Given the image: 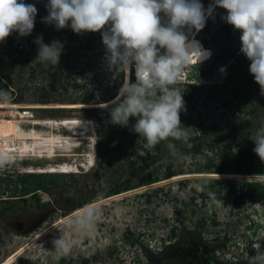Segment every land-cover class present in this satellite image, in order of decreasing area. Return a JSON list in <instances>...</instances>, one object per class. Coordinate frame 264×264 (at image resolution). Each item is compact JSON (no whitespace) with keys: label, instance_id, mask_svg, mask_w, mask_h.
<instances>
[{"label":"rangeland","instance_id":"1","mask_svg":"<svg viewBox=\"0 0 264 264\" xmlns=\"http://www.w3.org/2000/svg\"><path fill=\"white\" fill-rule=\"evenodd\" d=\"M210 1L200 0L204 7ZM24 2L35 5V21L40 13L47 11L48 0ZM226 15L223 9L215 8L200 38L197 33L189 37L203 48L202 38L207 39L211 57L199 65L192 57L190 64L194 65L184 68L175 86L183 93L186 111L180 113V120L189 134L207 130L213 124L227 130L206 137L207 143L199 154L179 149L189 157L187 164L177 163L168 152L154 166L163 176L164 167L173 162L182 175L102 200L95 195L97 191L114 188L121 179L129 177L130 168L118 146L121 142L128 143L122 139L123 127L111 124L110 110L99 107L115 99L101 103V99L109 100L112 94H118L125 78L124 73L108 69L101 34L78 35L70 27L58 31L54 25L41 23V33L34 26L29 36L21 37L14 32L0 42V87L6 85L14 93L10 103L0 102V109L4 110L0 122V182L6 179L4 176L11 177L18 186L17 194L4 193L0 197V264H60L62 260L65 264L85 261L87 264H248L249 250L255 251V245L264 242V205L256 203L238 208L232 200L223 199V205L216 206L210 199L201 197L208 191L204 186L208 180L224 179L240 186L259 182L248 179L249 176L199 173L208 158L219 163L229 153L223 143L210 146V138L218 139L230 133L249 136L264 118V96L249 73L250 61L240 52V33L221 19ZM214 21L221 24H216L217 34L208 38ZM37 36H42L47 44L53 40L63 44L60 62L55 67L34 62L38 53L34 46ZM219 41L231 44L229 49L236 51V57L227 66L221 65L209 73L212 56L221 45ZM221 67L226 72L222 73ZM231 71L251 78V92L242 89L240 93L249 96L252 104L234 99L230 91L234 81L229 78ZM205 72L207 77L203 75ZM130 78L135 82L134 68ZM193 85L204 87V91L197 94L195 102H190L188 91ZM210 89L212 98L208 100ZM252 107H256V114H251ZM20 109H34V114L27 113L28 117L45 121L36 123L47 124L38 126L39 130L66 136H71L73 131L74 137L69 139L72 143L57 144L55 136L44 138L37 131L25 135L16 120ZM48 119L64 122L59 127ZM99 120L103 121V127L98 124ZM244 121L250 125L235 132L233 126ZM135 122L131 118L125 127L131 131L134 150L144 143L131 130ZM22 127L28 130L30 125ZM12 138L20 141L18 153H22L17 159L7 154ZM49 148V155L38 154V150ZM54 149L62 155L54 154ZM32 175L41 176L48 190L32 196L35 187ZM133 179L139 181L138 177ZM24 198L28 204L22 208ZM82 200L86 205L74 210L75 203ZM45 203L50 206L42 207ZM84 210L91 211L95 217L88 228L74 223ZM200 219H206L205 228L189 234ZM61 238L69 245L67 253L55 247L54 242ZM216 238L220 241L216 242ZM133 241L136 245L131 244ZM222 241L228 243L224 252L218 250ZM146 250L152 258L145 256Z\"/></svg>","mask_w":264,"mask_h":264},{"label":"clouds","instance_id":"2","mask_svg":"<svg viewBox=\"0 0 264 264\" xmlns=\"http://www.w3.org/2000/svg\"><path fill=\"white\" fill-rule=\"evenodd\" d=\"M45 7L48 15L41 22L54 25L58 31L70 27L78 35L101 34L108 69L124 73L125 78L115 99L99 107L110 109L113 125L128 127L130 119L135 118L131 130L144 140L135 149L138 155L165 142L177 163L189 162L174 143L187 145L190 140L180 120V113L186 111L183 93L175 85L192 57L196 65L211 57L210 50L189 37L205 27L215 8L223 9L227 15L221 19L240 33V52L250 61L249 73L264 96V0H214L207 9L200 0H48ZM36 15L34 4L0 0V42L14 32L21 37L31 35ZM34 43L38 46L34 62L51 67L59 64L63 50L60 41L45 44L43 37L37 36ZM133 68L135 82L130 78ZM220 71L226 72V68ZM11 100L10 92L0 88V102ZM248 139L264 164V118ZM248 179L264 183V173ZM207 195L211 204L223 205L215 192L208 191ZM94 218L91 211L84 210L74 223L88 228ZM54 244L59 252L69 251L62 238ZM248 264H264V246L255 245Z\"/></svg>","mask_w":264,"mask_h":264},{"label":"trees","instance_id":"3","mask_svg":"<svg viewBox=\"0 0 264 264\" xmlns=\"http://www.w3.org/2000/svg\"><path fill=\"white\" fill-rule=\"evenodd\" d=\"M212 4V1H210L206 6L205 9L209 7V5ZM48 13L39 14L38 19L35 21V27L36 29L40 31L39 26L41 25L42 18L47 16ZM207 22V21H206ZM217 25H220L221 22L214 21V23L211 25V28L209 32L207 33L208 38H211V36L217 34ZM206 29L205 27L197 33V37L200 36V33H202ZM91 36V34H90ZM200 38V37H199ZM191 40V38H189ZM204 48L207 50L208 43L207 39L202 38ZM45 44V42L43 40ZM219 48L218 51L213 54L211 62H210V71L212 72L215 68L219 66H227L230 61H232L236 57V51H232L229 49L231 47L230 45H227L228 42H225V44H222L221 41H219ZM34 46L38 49V46L34 44ZM228 46V49H227ZM20 53V52H19ZM209 61L207 59L205 62ZM205 77H207L206 72L203 74ZM33 76V72H32ZM229 78H234V81L232 83V86L230 87V91L234 97V99H240L241 102H248L250 104L253 103L252 99L249 96L241 95V90H246L248 93L251 92L253 89V82H251V78H245L242 76L237 75L234 73V71H231L229 74ZM122 83V81H121ZM121 87V84H120ZM119 87V89H120ZM7 89L12 97L13 101V91L9 90L6 85L0 87ZM204 87L202 86H196L193 85V89L191 91H188V101L195 102V97L198 93L203 92ZM118 89V90H119ZM117 95L112 94L109 100L101 99V103H106L112 99H114ZM212 98V89L208 91L206 99L210 100ZM44 102H50V101H44ZM110 109H107V111ZM251 114H256L257 110L256 107H252V110L250 111ZM51 123H54L53 119H48ZM62 124V123H60ZM98 124L103 127V121L99 120ZM250 125L249 122L244 121L239 125H234L233 130L235 132H239L243 129H246ZM123 135L122 139L123 141L128 142L127 145H124L122 142L119 143V150L123 153L124 158L126 162L128 163V166L130 168L129 170V177L121 179V182L116 185L114 188H110L108 190H99L95 194L98 198V200L106 199L108 197L119 195L124 192H128L143 186H148L157 182H160L162 180L170 179L172 177H176L179 175H182L183 173L179 172L175 169L173 162L167 163V165L164 167L165 174L163 176L159 175L157 171L154 170V166L159 162L168 152L169 149L166 146L165 142H161L160 144L156 145L154 149L149 150L146 152L145 155L141 156L138 155L133 148H135L132 144L131 137V131L128 128L123 127ZM227 128L220 129L218 125L213 124L209 127H207V130L203 129L198 130L196 133L189 134L190 140L187 145L182 144L179 141H174L176 143L178 149L184 150L185 152H194L195 154H199L203 150V146L207 143L206 137H209L211 134H220L223 131H226ZM125 136V137H124ZM249 136H237L233 134H225L220 135L218 139L216 138H210L211 140L208 141L210 146L215 145V143H223L224 146L228 149L229 153L225 156L223 160H221L219 163L215 161V159L208 158L206 162L203 163L202 167L203 171H199V173H207V174H221L219 176L221 177H251L255 174L264 173V164L261 163L259 158L256 156V154L253 152L254 143L248 139ZM232 139V142H231ZM144 142V140H143ZM140 147V146H139ZM138 147V148H139ZM236 149V151H233ZM137 164H139L138 168L136 167ZM148 168H153L152 170L148 171L147 174H143ZM134 177H138L139 181H134ZM35 185L34 190H32V196L36 195L37 192L40 190L47 191L48 188L44 187L42 182V177L39 175H32V185ZM206 190L215 192L216 198L219 200L228 199L232 200L234 207L238 208H244L246 206H253L256 203H260L264 205V183L261 182H250L246 185L240 186L239 184L233 182V181H227L224 179H215V180H208L204 183ZM207 191V192H208ZM93 192V191H92ZM94 193V192H93ZM201 197L203 199H209L207 193L202 194ZM21 201V200H20ZM20 203V202H18ZM20 207H25L26 204H28V200L26 198L22 199ZM12 204V203H11ZM14 204V203H13ZM17 204V203H16ZM19 205V204H18ZM86 205V202L84 200L79 201L75 203L73 209H81ZM42 207H48L50 206V203H45L41 205ZM10 208V207H9ZM215 225H217L216 222H214ZM206 225V219H200L197 224L195 225L194 231H189V234L201 232ZM201 234V233H200ZM216 242H219L220 239L216 238ZM128 242L130 240L128 239ZM132 245H136V242L133 241L131 243ZM227 241H222L219 245L218 250H224L227 248ZM264 246V242L262 243ZM254 249L249 250V255L254 254ZM145 256L148 258H152V255L150 254L149 250L145 251ZM60 264H65V261H60ZM84 264H87V261L84 262ZM210 264H215V262H210ZM233 264V263H232Z\"/></svg>","mask_w":264,"mask_h":264},{"label":"built area","instance_id":"4","mask_svg":"<svg viewBox=\"0 0 264 264\" xmlns=\"http://www.w3.org/2000/svg\"><path fill=\"white\" fill-rule=\"evenodd\" d=\"M33 110L34 109H20V111L18 112V115H17V125H18V127L19 128H21L22 130H24L25 132V135L26 134H28V135H30L32 132H34V131H37V134H39L41 137H44V138H46V137H50V136H55L56 138V141L58 142L57 144H61V145H64V144H66V145H68V143L69 144H71L72 143V141L70 142V140L69 139H72L73 137H74V135H71V136H66V135H64V134H62V133H58V134H54V133H52V132H50L49 130H46V129H41V130H39V129H37L38 128V126H47V124H44V125H40V124H36L37 122H45V121H38V120H35V118H29L28 116L29 115H27V113H34L33 112ZM4 110H1L0 109V122L2 121V118H4V117H2V115H1V113L3 112ZM4 113V112H3ZM22 116H25L24 118H22ZM34 117H35V115H33ZM23 120H28L29 122H24ZM85 121H89V120H85ZM52 122H54V124H55V126H59V127H62V125H60V123H62V122H64V121H57V120H54V121H52ZM91 122V124H92V121H90ZM23 124H29L30 125V127H29V129L28 130H25L22 126H23ZM49 125V124H48ZM50 126V125H49ZM92 126H93V124H92ZM64 127V126H63ZM66 128V127H65ZM68 130V129H67ZM72 132V131H71ZM21 133H23L22 131H21ZM44 138H42V139H44ZM16 141V142H15ZM9 145L11 146L10 148H9V150L7 151V154H10L11 155V158H13V159H17V157L19 158V155L18 154H21L22 152H20V153H18V150H20V141L19 140H15L14 138H12L10 141H9ZM48 146H46V148H47ZM38 154H41V155H44V156H47V155H49V153L51 152V150H50V148L49 149H47V150H38ZM54 154H56V155H62L61 153H57L56 151H55V149H54V152H53ZM27 154H29V155H33V153L31 154L30 152H28ZM32 157H34V156H32ZM27 170H30V169H27ZM26 170H22V172H25ZM21 172V173H22ZM4 178H6V176H4Z\"/></svg>","mask_w":264,"mask_h":264},{"label":"water","instance_id":"5","mask_svg":"<svg viewBox=\"0 0 264 264\" xmlns=\"http://www.w3.org/2000/svg\"><path fill=\"white\" fill-rule=\"evenodd\" d=\"M214 0H212L213 4ZM191 37V36H190ZM18 193V186L14 178L6 177L4 181L0 182V197L4 196V193Z\"/></svg>","mask_w":264,"mask_h":264},{"label":"bare ground","instance_id":"6","mask_svg":"<svg viewBox=\"0 0 264 264\" xmlns=\"http://www.w3.org/2000/svg\"><path fill=\"white\" fill-rule=\"evenodd\" d=\"M34 114V113H33ZM22 117H24V116H22Z\"/></svg>","mask_w":264,"mask_h":264},{"label":"crops","instance_id":"7","mask_svg":"<svg viewBox=\"0 0 264 264\" xmlns=\"http://www.w3.org/2000/svg\"><path fill=\"white\" fill-rule=\"evenodd\" d=\"M72 134V133H71ZM73 135V134H72Z\"/></svg>","mask_w":264,"mask_h":264},{"label":"flooded vegetation","instance_id":"8","mask_svg":"<svg viewBox=\"0 0 264 264\" xmlns=\"http://www.w3.org/2000/svg\"><path fill=\"white\" fill-rule=\"evenodd\" d=\"M217 24V23H216Z\"/></svg>","mask_w":264,"mask_h":264}]
</instances>
